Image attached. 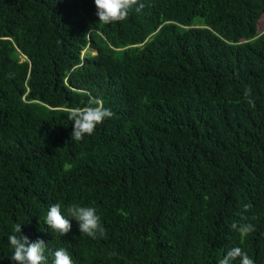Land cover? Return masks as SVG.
<instances>
[{
  "label": "trees",
  "instance_id": "trees-1",
  "mask_svg": "<svg viewBox=\"0 0 264 264\" xmlns=\"http://www.w3.org/2000/svg\"><path fill=\"white\" fill-rule=\"evenodd\" d=\"M141 2L102 24L94 0H0V264L17 223L46 264L59 247L74 264H218L233 247L264 264V0ZM89 96L113 116L75 141L68 111ZM53 204L95 208L106 238L74 218L54 232Z\"/></svg>",
  "mask_w": 264,
  "mask_h": 264
},
{
  "label": "clouds",
  "instance_id": "clouds-1",
  "mask_svg": "<svg viewBox=\"0 0 264 264\" xmlns=\"http://www.w3.org/2000/svg\"><path fill=\"white\" fill-rule=\"evenodd\" d=\"M94 3L99 23L102 24L123 21L128 17L133 6H137V11L145 6L141 0H94ZM91 32L90 30L89 33ZM12 77L13 74L11 73L7 76V78ZM251 93V88L246 87L244 96L250 104L254 103ZM112 116L113 112L110 108L104 107L102 99L89 96L86 106L71 108L68 111V119L74 122L71 138L75 141H81L86 135H92L97 125L102 124L106 118ZM247 210V206H245V211ZM67 214V216L62 214L59 204H53L47 211L45 223L54 232L64 236L72 227L69 218H74L78 223L81 234H85L92 239L106 238V229L103 227L101 218L97 215L95 208L73 204L67 208ZM252 219H255V217H252ZM231 227L237 230L242 238L255 231V225L250 222L233 223ZM13 231L19 235L12 234L7 238L10 246L14 249L11 259L16 264H46L44 253L47 244L45 241L38 239L33 242L27 236L21 235V224L19 223L15 225ZM111 255L116 254L112 253ZM52 256L54 257L53 264H74L71 255L63 247L57 248ZM237 258H240V264H255L254 260L240 247H233L228 250L218 264H232V261Z\"/></svg>",
  "mask_w": 264,
  "mask_h": 264
},
{
  "label": "rangeland",
  "instance_id": "rangeland-1",
  "mask_svg": "<svg viewBox=\"0 0 264 264\" xmlns=\"http://www.w3.org/2000/svg\"><path fill=\"white\" fill-rule=\"evenodd\" d=\"M258 23H259V25H262L264 23V16L262 17L261 21H260V19L258 20Z\"/></svg>",
  "mask_w": 264,
  "mask_h": 264
}]
</instances>
